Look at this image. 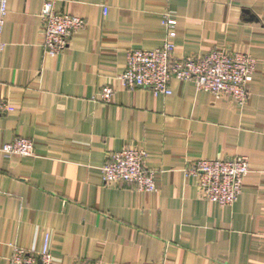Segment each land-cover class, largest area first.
Returning <instances> with one entry per match:
<instances>
[{
    "label": "crops",
    "instance_id": "1",
    "mask_svg": "<svg viewBox=\"0 0 264 264\" xmlns=\"http://www.w3.org/2000/svg\"><path fill=\"white\" fill-rule=\"evenodd\" d=\"M42 0H9L2 39L0 143L34 141L30 157L0 152V264L48 239L59 264H264V0H59L83 18L58 56L42 44ZM176 19V57L212 50L257 60L245 106L172 79L171 94L124 88L129 49H154ZM112 86V103L98 92ZM124 146L146 150L156 190L109 184L102 166ZM248 156L238 200L198 193L197 159Z\"/></svg>",
    "mask_w": 264,
    "mask_h": 264
},
{
    "label": "built area",
    "instance_id": "2",
    "mask_svg": "<svg viewBox=\"0 0 264 264\" xmlns=\"http://www.w3.org/2000/svg\"><path fill=\"white\" fill-rule=\"evenodd\" d=\"M59 0H42L40 13L43 40L47 54L58 56L69 45L74 33L83 29V18L60 12ZM9 0H0V67L5 49L2 34L6 24ZM164 24L167 37L164 44L154 49H129L126 70L118 76L124 88L145 87L155 94H171L172 79L191 81L196 89L211 93L216 98L232 99L238 106H245L249 99L250 82L256 72L257 60L244 52H229L216 49L202 56L176 57L175 18L166 13ZM115 90L104 86L97 98L107 104L112 103ZM7 100L0 101L1 117L9 112ZM0 152L7 156L30 157L35 154L34 141L26 137H16L9 142L0 143ZM146 150L139 146H124L109 155L102 166L103 180L109 184L129 183L140 191L156 190V170L145 164ZM251 172L248 156L233 158L197 159L185 168L187 176H197L198 193L209 202L222 206L236 202L243 191L244 179ZM10 264H59L49 248L48 239L43 248L36 253L15 246ZM77 264H104L102 262H79Z\"/></svg>",
    "mask_w": 264,
    "mask_h": 264
}]
</instances>
